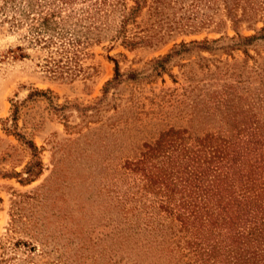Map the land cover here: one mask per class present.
<instances>
[{"label": "rangeland", "instance_id": "obj_1", "mask_svg": "<svg viewBox=\"0 0 264 264\" xmlns=\"http://www.w3.org/2000/svg\"><path fill=\"white\" fill-rule=\"evenodd\" d=\"M0 264H264V0H0Z\"/></svg>", "mask_w": 264, "mask_h": 264}, {"label": "trees", "instance_id": "obj_2", "mask_svg": "<svg viewBox=\"0 0 264 264\" xmlns=\"http://www.w3.org/2000/svg\"><path fill=\"white\" fill-rule=\"evenodd\" d=\"M219 201H221V200H219Z\"/></svg>", "mask_w": 264, "mask_h": 264}]
</instances>
